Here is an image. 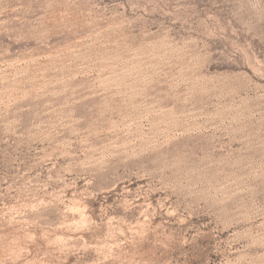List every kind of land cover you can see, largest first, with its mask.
<instances>
[{"label":"rangeland","instance_id":"rangeland-1","mask_svg":"<svg viewBox=\"0 0 264 264\" xmlns=\"http://www.w3.org/2000/svg\"><path fill=\"white\" fill-rule=\"evenodd\" d=\"M0 264H264V0H0Z\"/></svg>","mask_w":264,"mask_h":264}]
</instances>
